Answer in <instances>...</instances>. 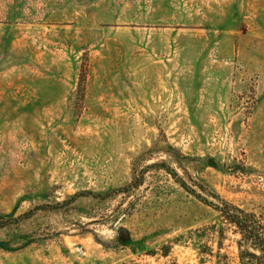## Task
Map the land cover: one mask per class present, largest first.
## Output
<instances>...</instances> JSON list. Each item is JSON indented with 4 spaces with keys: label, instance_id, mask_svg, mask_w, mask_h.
<instances>
[{
    "label": "rangeland",
    "instance_id": "1",
    "mask_svg": "<svg viewBox=\"0 0 264 264\" xmlns=\"http://www.w3.org/2000/svg\"><path fill=\"white\" fill-rule=\"evenodd\" d=\"M192 190L264 224V0H0V264H250Z\"/></svg>",
    "mask_w": 264,
    "mask_h": 264
},
{
    "label": "trees",
    "instance_id": "2",
    "mask_svg": "<svg viewBox=\"0 0 264 264\" xmlns=\"http://www.w3.org/2000/svg\"><path fill=\"white\" fill-rule=\"evenodd\" d=\"M181 184L184 188H188L184 181H181ZM192 192L203 202L215 206L222 213L224 219L236 227L242 236L239 242L240 247L243 246V243L248 246V249L242 251V259L248 258L250 264H264V224L262 216L248 213L236 206L220 207L208 201L196 191L192 190ZM249 248L253 249V251H250Z\"/></svg>",
    "mask_w": 264,
    "mask_h": 264
}]
</instances>
